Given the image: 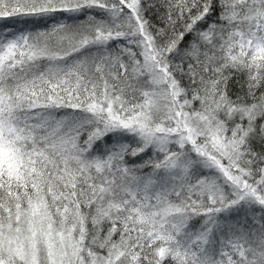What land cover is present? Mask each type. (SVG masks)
I'll return each mask as SVG.
<instances>
[{"label": "snow or ice", "instance_id": "1", "mask_svg": "<svg viewBox=\"0 0 264 264\" xmlns=\"http://www.w3.org/2000/svg\"><path fill=\"white\" fill-rule=\"evenodd\" d=\"M0 264H264V0H0Z\"/></svg>", "mask_w": 264, "mask_h": 264}]
</instances>
